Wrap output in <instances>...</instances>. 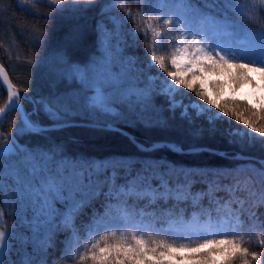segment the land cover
I'll return each mask as SVG.
<instances>
[{
    "label": "snow or ice",
    "instance_id": "1",
    "mask_svg": "<svg viewBox=\"0 0 264 264\" xmlns=\"http://www.w3.org/2000/svg\"><path fill=\"white\" fill-rule=\"evenodd\" d=\"M129 2L139 7L133 11L126 7ZM17 5L49 18L52 13L37 8L62 14L70 7L86 11L98 6L100 51L84 63L61 57V78L73 86L32 99L31 111L23 104L27 97L0 65V89L7 86L0 120L18 114L7 132L0 124V205H10L7 215L19 220L8 224L0 207V264H49L58 233L65 234L60 262L73 264H264V250L244 246L245 233L248 242L255 233L264 249V219L256 211L264 208V161L257 183L241 178L237 170L185 167L157 155L183 153L184 146L173 141L146 143L129 137L135 155L96 160L70 156L50 136L74 126L77 118L108 130H117L116 124L167 128L165 108L155 103L160 96L167 111L180 109L189 123L204 119L208 130L215 131L224 121L231 142L264 145V123H256L264 121V0H17ZM128 21L135 28L125 29ZM34 34L42 47L45 33ZM140 34L151 38L146 62L125 52L138 47ZM159 49H171L170 64L176 69L166 77V58L157 55ZM21 58L35 63L31 56L16 55ZM157 67L160 71L152 73ZM209 75L217 79L206 81ZM206 82L216 95L248 84L253 102L237 97L229 108L206 92ZM181 86L206 104L177 99ZM33 137L45 143H33ZM199 182L207 189L193 191ZM221 192L226 195L218 196Z\"/></svg>",
    "mask_w": 264,
    "mask_h": 264
},
{
    "label": "trees",
    "instance_id": "2",
    "mask_svg": "<svg viewBox=\"0 0 264 264\" xmlns=\"http://www.w3.org/2000/svg\"><path fill=\"white\" fill-rule=\"evenodd\" d=\"M45 0H41L44 4ZM7 6V10H5ZM126 7L135 11L139 5L129 2ZM39 13H52L51 18L42 15H34L20 10L17 0H0V63L5 67L12 83L21 90V95L27 99L23 101L25 109L31 111L33 105L32 99H38L46 96L50 92H65L73 85L64 81L61 77L65 66L61 57L69 59L71 62L84 63L89 59L98 56L99 36L97 32V23L101 20L99 7L89 8L86 11H76L69 8L64 13H55L52 8L39 7ZM105 22L107 20L105 19ZM109 28L112 25L108 24ZM135 22L128 21L125 29L135 28ZM43 32L46 35V43L41 47L40 38L34 34ZM74 37V38H72ZM151 40H145L143 34L137 38L138 47L126 48V54L136 55L141 61L146 62L149 59L150 52H147ZM21 57L31 56L35 63L28 64L23 58L16 59V55ZM167 69H169L167 67ZM154 70L151 69V72ZM191 80L192 77L188 76ZM1 84V83H0ZM199 88V85H194ZM27 88L28 92H23ZM7 99V93L4 88L0 89V106ZM177 99H182L184 103L199 101L204 104L206 101L200 100L195 91L180 87L177 93ZM235 98H220L217 102L225 104L227 107H233ZM242 101V100H241ZM157 106H163L165 111L163 117L168 121L167 128H144L143 126H125L116 124L124 128L139 142H177L184 146L183 153H168L166 151L157 155L166 156L168 159L191 168L205 169H227L237 170L243 177H252L258 183V171L260 162L264 161V145L259 142H231V138L226 134L229 127L224 121L216 125L215 131L208 130V124L204 119H195L191 123L181 117L180 109L174 113L167 111V102L164 97H156ZM214 111L217 109L213 108ZM257 111L259 109L257 108ZM18 118L16 112H11L6 120H0L4 131L7 132L14 119ZM247 118V116H245ZM229 118L225 117V121ZM41 120L48 123L43 116ZM77 121L90 122L89 119L77 118ZM257 124L264 121H256ZM231 125L236 126L235 119H231ZM240 128L245 126L238 125ZM196 129H201L202 134L193 135ZM50 136L62 143L65 151L70 155H85L96 160H104L110 156L135 155V146L129 143V137L122 135L121 132L103 128H94L86 126H71L50 133ZM33 143H45L42 137H33ZM209 148V150L188 151L189 149ZM237 154L253 156L257 159H239ZM228 182V181H224ZM207 184L199 182L193 185V191L206 190ZM218 196H225V193H217ZM203 204L208 205L207 198ZM6 213L5 220L8 224L19 223L18 217L7 215L11 211L10 205H0ZM102 211V209H101ZM264 219V208L256 210ZM190 212V210H189ZM247 217L245 216V219ZM86 219V218H85ZM79 224V221H78ZM248 233H245L244 239L246 247L252 251H262L255 239V233H251L253 239L248 242ZM65 239L64 233L57 234V248L54 256L49 257V264H73L72 260L60 262V252L63 245L60 241ZM84 240H81L80 251H83Z\"/></svg>",
    "mask_w": 264,
    "mask_h": 264
},
{
    "label": "rangeland",
    "instance_id": "3",
    "mask_svg": "<svg viewBox=\"0 0 264 264\" xmlns=\"http://www.w3.org/2000/svg\"><path fill=\"white\" fill-rule=\"evenodd\" d=\"M150 40H151V38H150ZM165 43H167V42H165ZM170 52H171V49H159V50H157V55H163L166 58V70L162 72V75L165 77L167 76L168 71H176V69L174 67H172L170 64V55H169ZM149 59H150V57H149ZM167 67L169 69H167ZM153 70L154 71L152 73H156V72L160 71L158 67L153 68ZM215 79H217V77L212 76V75H209L206 77V81H211V80H215ZM257 84H259V81H257ZM158 86H159V82H158ZM205 90H206V92H208L212 95V98H214L216 100H218L220 98H237V97L240 100H243L247 96L249 99V103L253 102V100H252L253 87L248 85V84H244V85L240 86V90L238 92H233V91H230L228 89H225V91L223 93H221L220 95H216L212 84L206 82L205 83ZM260 94H261L260 90L257 88V90L255 92V96L259 97ZM185 104H188V103H185ZM204 104H206V103H204ZM204 104H201V105H204ZM213 108L214 107H212V111L216 112L213 110Z\"/></svg>",
    "mask_w": 264,
    "mask_h": 264
},
{
    "label": "water",
    "instance_id": "4",
    "mask_svg": "<svg viewBox=\"0 0 264 264\" xmlns=\"http://www.w3.org/2000/svg\"><path fill=\"white\" fill-rule=\"evenodd\" d=\"M0 65H2V64L0 63ZM5 70H6V69H5ZM6 72H7V71H6ZM7 73H8V72H7ZM8 75H9V74H8ZM9 78H10V77H9ZM10 80H11V79H10ZM0 83L3 84V81L0 80ZM3 88H4V90H5L6 93H7V86L4 85ZM74 126L94 127V126H92L91 122H83V121H76V123H75ZM94 128H98V127H94ZM103 129H106V128H103ZM115 129H117V130H115V131L123 132L124 135H126V136H128V137H133L132 134H130L127 130H125V129L122 128V127H119V126L115 125ZM161 143H163V142H161ZM198 150H209V151H212V152H216L214 149H209V148H198V149H194V151H198ZM188 151H192V149H189ZM235 157H237V158H239V159H254V160L257 159V158H255V157H253V156L242 155V154H237V155H235ZM258 160H259V162L262 161V160H260V159H258Z\"/></svg>",
    "mask_w": 264,
    "mask_h": 264
}]
</instances>
